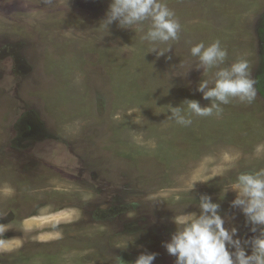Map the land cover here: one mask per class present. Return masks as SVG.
<instances>
[{"label": "rangeland", "instance_id": "374dc122", "mask_svg": "<svg viewBox=\"0 0 264 264\" xmlns=\"http://www.w3.org/2000/svg\"><path fill=\"white\" fill-rule=\"evenodd\" d=\"M110 2L0 0V264H134L147 252L174 264L173 217L199 214L204 194L242 242L259 234L223 193L264 168L257 89L188 127L167 117L185 99L210 103L196 89L215 69L172 75L199 41L219 40L226 64L246 59L256 88L264 0H167L182 32L160 57L132 29L102 28Z\"/></svg>", "mask_w": 264, "mask_h": 264}, {"label": "clouds", "instance_id": "9594fccd", "mask_svg": "<svg viewBox=\"0 0 264 264\" xmlns=\"http://www.w3.org/2000/svg\"><path fill=\"white\" fill-rule=\"evenodd\" d=\"M113 22L121 29L139 33V42L147 45L146 53L155 52L157 57L169 52L182 32L175 10L168 6L167 0H111L99 24L108 32ZM189 56L195 62L180 59L173 66L172 75L184 76L192 68L202 69L204 74L215 69L213 79H201L196 89L210 103L202 107L196 100L185 99L179 106L168 105L170 115L167 119L188 127L194 116L220 117L223 106L233 100L246 104L255 100V80L248 61L238 59L226 64L228 52L219 40L207 45L204 41L192 44ZM164 75L169 88V74ZM236 159H239L238 155ZM194 182L186 191L194 188ZM228 190L236 193L231 206L239 208L251 225L250 231L259 234L242 242L237 236V228L224 227L225 219L219 214L220 205L208 195H201L199 214H185L181 210L173 217L176 230L163 246L175 257L174 264H264V168L239 172L235 181L223 188V193ZM246 247L251 248L250 254ZM155 256L152 252L141 253L134 264H153ZM118 261L123 264L120 257Z\"/></svg>", "mask_w": 264, "mask_h": 264}, {"label": "trees", "instance_id": "16d2710c", "mask_svg": "<svg viewBox=\"0 0 264 264\" xmlns=\"http://www.w3.org/2000/svg\"><path fill=\"white\" fill-rule=\"evenodd\" d=\"M264 28V24H263ZM256 89L259 94L264 98V71L260 72L256 76Z\"/></svg>", "mask_w": 264, "mask_h": 264}]
</instances>
